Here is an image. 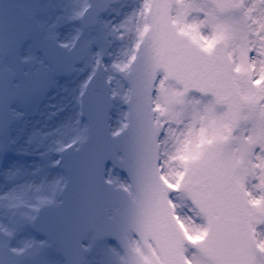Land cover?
Segmentation results:
<instances>
[{
	"label": "snow or ice",
	"instance_id": "1",
	"mask_svg": "<svg viewBox=\"0 0 264 264\" xmlns=\"http://www.w3.org/2000/svg\"><path fill=\"white\" fill-rule=\"evenodd\" d=\"M237 11L240 19L233 16ZM193 12L199 18L190 22L188 17ZM256 12L264 17V0H256L251 6H246L244 0H144L135 50L145 46L157 73L154 91L161 94L162 83L175 79L183 85L184 93H210L225 109L218 119L232 123L223 142L209 146L191 163L181 181L183 189L175 187L178 176L169 174L158 158L154 161L156 174L151 176L150 169V191L137 229L142 247L137 246L135 251L143 264H191L189 249L200 253L203 264H264V242L258 239L264 230V208L250 206L249 198L255 193L248 187L256 181L254 187L264 192V167L246 169L243 180L237 181L229 144L232 139L240 141L237 151L241 160L264 161V60L260 59L264 56V23L253 15ZM249 21L258 26L252 28ZM178 23L183 27L176 28ZM184 27L195 29L202 43L215 41V47L204 51L187 42L180 35ZM245 29L259 42L248 40L245 32L239 47L242 56L224 58L223 49ZM130 59L135 62L137 57ZM241 59L250 70L237 77L232 67ZM180 95L173 93L167 100L178 102ZM245 110L246 115L240 118ZM153 111L164 115L159 103ZM157 127L163 130L160 121ZM237 130L241 135L233 136ZM245 131L254 137L252 142L244 143ZM181 191L186 214L176 211V196ZM197 234H204L199 241L195 240Z\"/></svg>",
	"mask_w": 264,
	"mask_h": 264
},
{
	"label": "rangeland",
	"instance_id": "2",
	"mask_svg": "<svg viewBox=\"0 0 264 264\" xmlns=\"http://www.w3.org/2000/svg\"><path fill=\"white\" fill-rule=\"evenodd\" d=\"M82 2L83 0H39L38 14L34 19L30 20L20 15V47L18 46L20 50L15 54L0 57V64L4 62L3 70H0V250L3 245L6 249L3 253L7 252L3 258L0 257V264H67L56 248L47 246V239L40 238L31 232V218L37 205L59 197V190L64 179L61 167L54 165L56 158L53 150L56 146L65 144L75 135H84L85 123L76 121V106H73L76 88L73 86L79 85L85 77L86 71L94 63L96 48L101 54L99 58L109 69V77L114 85L115 102L112 116L114 128H119L125 121V101L128 97L129 85L125 80V73L121 71L120 67L125 66L129 58L133 56L136 40L134 38L131 42L121 41L120 36L127 31L135 32V34L139 32L142 27L139 13L143 9L144 0H123L106 12L101 17L97 29H90L86 33L78 49L72 51L70 57L68 55L65 58L61 57L63 60L50 68L56 72L53 80L49 81L51 70L45 71L46 58L38 56V51L36 52L38 48L36 49L35 44H29L32 36L38 38V32L32 35L30 31L38 29L43 33L46 30L47 36H41L42 40L47 43H43L40 48L50 52L49 59L58 55L50 48H45L49 44L48 42L54 40V36L49 34L54 30L52 34H61L60 41H69L78 24H70L66 20L71 14L79 11ZM254 2L256 0H244L246 6H251ZM20 4L25 8L30 7L23 1H20ZM61 9L65 13L64 15ZM253 15L261 23H264V17L259 12L253 13ZM233 16L240 19L241 13L234 12ZM198 18V14L193 12L188 17V21L191 22ZM249 24L252 28L258 26L252 24L251 21ZM178 26L179 28L183 27L181 23H178ZM183 31L204 46H211L213 42L204 41L202 43L193 28L184 27ZM204 31L207 29L205 28ZM245 32L247 29L241 32L237 39L229 45L233 57L242 56L239 47L244 43ZM261 35L264 36V32ZM247 39L259 42V38L252 36L250 32H247ZM2 42L5 47L9 43V36H6V40ZM27 49L32 50L33 54L28 53ZM85 52H87L85 55L87 66L81 68L80 62ZM260 59L264 60V56ZM12 62H14L13 65ZM51 62L53 61L51 60ZM235 66L236 70L241 71L239 76L250 70L242 59L235 62ZM164 82L161 85L164 90L162 94L172 89ZM256 84H260L259 80L256 81ZM52 86H58V88L48 98V95L45 96V94L47 90L52 89ZM160 100L164 107L162 99ZM70 101L72 112L69 111ZM32 104L36 109H29ZM173 104L174 121L178 119L183 121L186 116L190 115L192 105L197 107L200 105L195 101L191 103L183 101L181 98ZM24 108L26 111L23 110ZM220 113L218 109V115ZM71 114L76 128L73 126L69 130L66 126H58V122L62 118ZM217 125L218 129H221L220 133H217L218 139L213 141L211 136L205 138L207 144L202 148V153L209 146L223 142V136L228 127L227 120L217 119ZM195 127L196 122L188 119L189 131H193ZM243 137L244 143H250L254 138L246 131L243 132ZM197 141L198 139H194V144ZM239 144L240 141L236 140V144L231 148L234 152L233 159L239 161L243 174L246 169H251L255 165L264 167V161L261 160L254 158L241 160V154L237 151ZM7 153H11L12 158L1 163L2 155L6 156ZM11 170H13L12 173ZM256 171H260V168L257 167ZM110 177L124 179L113 169H110ZM120 182L125 183L123 180ZM255 184L256 181H252L248 187L249 191L255 193L258 198L253 195L249 199L252 202L250 206L258 208L257 203L264 204V198H261L264 197V192L257 191L254 187ZM258 239L264 242V230ZM23 247H28V250L21 254ZM87 248L89 264H121L119 261L122 258L118 247L110 241L100 243L92 238L87 242ZM195 262L203 264V260L197 256H195Z\"/></svg>",
	"mask_w": 264,
	"mask_h": 264
},
{
	"label": "water",
	"instance_id": "3",
	"mask_svg": "<svg viewBox=\"0 0 264 264\" xmlns=\"http://www.w3.org/2000/svg\"><path fill=\"white\" fill-rule=\"evenodd\" d=\"M106 1L107 0H104L103 2H106ZM106 3L102 4L100 0L96 1L95 3L96 5L90 10L88 18H87V21L89 23L93 22L96 19L97 15L100 12V8L103 5L105 6ZM180 35L187 42L192 43L186 35L181 34V33ZM223 51H225V49H223ZM221 55H223L222 52H221ZM226 59H228V57H226ZM145 65L150 66V67L153 66L149 58H147L144 61V67ZM142 69L143 68H141V70ZM144 70L147 73V75H149V71L151 73L152 69L144 68ZM139 87H140L141 93L140 95L135 96L137 114L138 112L143 110V105L138 106L137 104L139 103L140 99L144 100L143 99L145 98L144 94L147 91V87H144V86H139ZM132 104L134 105V102H132ZM98 127L100 128L99 124L98 125L95 124L93 127L92 126L90 127L88 140L83 142L82 147L80 149H78L75 152H72L71 153L72 155H75V154L82 155L83 150L90 151L93 147L98 146L99 138H100V131ZM152 128L154 130L155 126H152ZM126 138H127V134L124 133L118 137L120 142L118 140V142H114V143L112 142V144L115 146L121 143L125 146ZM110 152L111 153H107L108 158H113L112 150ZM72 161L73 160L70 159L66 165V169L70 174V179H72L75 182V179L79 178L80 173H83L84 175H86L87 179H94V183L97 187L99 186L100 188H103V185H100L99 181L97 180L101 178H99L95 170L86 168L85 165L81 162H77V161L72 162ZM115 162L118 163L120 161L115 160ZM71 194L73 195L72 192ZM65 198L67 197L65 196ZM70 198H73V197H70ZM103 209L105 208L104 207L102 208L101 206L94 207L92 209L93 211H89V212L86 211L81 216L78 215L76 218L74 217V215L77 213H81L83 210L78 207L76 202L66 199L65 202H63V204L60 207L45 208L40 214L41 216L36 221V224L40 225L43 230L48 232V236L50 237L52 242L58 243L60 249L67 254V257H69L70 264H82L83 251L81 247V242H82L81 238H83L82 237L83 234L81 232L84 231V229L93 228V230H95L98 236L105 235L106 233L116 232L114 221L109 219L107 222V216L103 214V211H104ZM63 215H64V218L62 220ZM119 215L120 217L123 216V214L121 213ZM119 215L115 216L117 217V220H116L117 222L120 220ZM77 219H79L80 222H78ZM67 224L69 225L68 228L66 227ZM61 237L65 239L63 240ZM122 243L126 247L127 256L129 260L133 257L136 262H138L139 264H143V260L138 257L137 253L134 252L132 248L130 247V245L128 244L127 238H125V240H123Z\"/></svg>",
	"mask_w": 264,
	"mask_h": 264
},
{
	"label": "flooded vegetation",
	"instance_id": "4",
	"mask_svg": "<svg viewBox=\"0 0 264 264\" xmlns=\"http://www.w3.org/2000/svg\"><path fill=\"white\" fill-rule=\"evenodd\" d=\"M7 1V0H4ZM0 13H5V7L1 8ZM168 160L171 162V165L169 167V169H167V172L173 176H177V164L178 165H183L184 164V150L182 149V147H173L171 151H169L168 153ZM182 210H181V214H182Z\"/></svg>",
	"mask_w": 264,
	"mask_h": 264
}]
</instances>
